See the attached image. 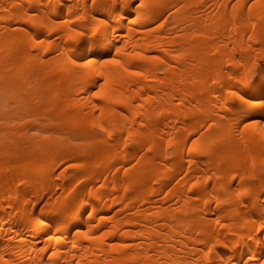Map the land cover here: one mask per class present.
I'll return each mask as SVG.
<instances>
[{
	"label": "bare ground",
	"instance_id": "bare-ground-1",
	"mask_svg": "<svg viewBox=\"0 0 264 264\" xmlns=\"http://www.w3.org/2000/svg\"><path fill=\"white\" fill-rule=\"evenodd\" d=\"M0 264H264V0H0Z\"/></svg>",
	"mask_w": 264,
	"mask_h": 264
},
{
	"label": "snow or ice",
	"instance_id": "snow-or-ice-1",
	"mask_svg": "<svg viewBox=\"0 0 264 264\" xmlns=\"http://www.w3.org/2000/svg\"><path fill=\"white\" fill-rule=\"evenodd\" d=\"M112 63H116V61H112Z\"/></svg>",
	"mask_w": 264,
	"mask_h": 264
}]
</instances>
